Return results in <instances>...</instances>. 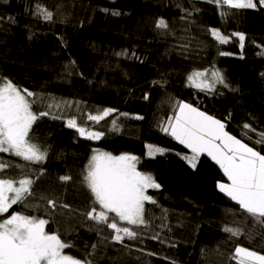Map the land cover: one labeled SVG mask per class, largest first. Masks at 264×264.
<instances>
[{
  "label": "trees",
  "instance_id": "trees-1",
  "mask_svg": "<svg viewBox=\"0 0 264 264\" xmlns=\"http://www.w3.org/2000/svg\"><path fill=\"white\" fill-rule=\"evenodd\" d=\"M37 3L53 11L52 21L33 15ZM182 7L192 12L187 19H181L186 15ZM113 12L120 15L113 16ZM232 12L222 18L220 10L206 0H0V17L4 18L0 20V74L30 91L79 102L68 110L69 115H83L85 120L95 109L115 108L129 114L120 118L119 132L108 131L115 113L91 128L106 132L99 141L80 137L66 126L65 119L39 120L33 135L47 148L48 157L43 165L30 167L46 170L35 185L33 203H39L40 209L14 205L9 211L48 218L40 196L70 205L71 213L57 210L51 228L61 232L67 228L65 239L75 244L71 254L83 258L92 252L88 258L93 264H234L228 254L235 244L225 246L227 234L221 229L232 224L229 209L237 212L236 220L242 214L217 187L218 182L227 183V177L206 155H201L196 170L191 169L181 158L191 155L190 150L158 127L172 115V104L179 100L221 120L239 138H243L245 123L264 131V55L260 54L264 51V9ZM160 18L168 21L170 34L161 35L156 29ZM212 28L222 34H245L243 50L238 38L219 44L210 34ZM125 49L139 59L114 55ZM204 69L219 70L229 87L217 85L213 91L189 87L187 76ZM145 94L149 99H144ZM90 125L89 121L82 126ZM249 135L256 138V133ZM245 142L252 146L251 141ZM146 144L168 151L149 158ZM93 148L140 157L138 169L151 173L161 185L148 191L157 204L146 203L150 223L135 229L141 233L136 240L111 241V229L100 226L103 231L98 234L94 222L80 215L90 206L81 173ZM0 160L27 163L10 153H0ZM19 171L10 168L4 175L18 179ZM63 175L72 180L61 182ZM245 226L251 227L250 221ZM157 234L159 239L151 238ZM236 243L264 254V241L258 238L249 242L242 236ZM92 244L98 245L94 252Z\"/></svg>",
  "mask_w": 264,
  "mask_h": 264
},
{
  "label": "snow or ice",
  "instance_id": "snow-or-ice-1",
  "mask_svg": "<svg viewBox=\"0 0 264 264\" xmlns=\"http://www.w3.org/2000/svg\"><path fill=\"white\" fill-rule=\"evenodd\" d=\"M220 10L222 18L233 15L232 10L264 9V0H206ZM7 3V0H3ZM179 6V5H178ZM186 14L181 19H187L192 12L181 8ZM107 11V9H103ZM193 11L199 9L193 8ZM45 21H52L53 11L37 3L33 13ZM113 16L120 15L113 12ZM0 17V20H3ZM11 20V18H9ZM155 27L161 30V35L171 32L169 23L164 18L156 21ZM212 37L219 44H227L230 39L238 38L241 50L244 48L245 34L233 32L222 34L219 29L209 30ZM182 47L187 48V45ZM264 55V51L260 53ZM118 57H136L125 49L114 53ZM220 55H229L221 52ZM242 58V57H241ZM143 62V61H141ZM75 65V61L71 62ZM188 86L200 91H213L217 85L228 88L222 73L213 69L209 71L194 70L188 76ZM157 83V82H153ZM144 99H149L145 94ZM78 107L79 102L58 99L55 96L44 95L22 88L11 79L0 74V153H10L27 162L24 165L0 160V264H93L88 257L92 252H86L83 258L71 254L75 244L66 240L68 233L59 229L53 230L51 224L56 222L57 210L73 211L71 206L56 199L46 196L38 197L44 204V211L48 218L33 216L23 211H9L14 205L24 209H40V204H34L37 199L35 185L45 174L42 167L33 171L30 165H43L48 157L47 148L36 142L33 135V126L45 117L52 119H65L66 126L75 129L80 137L87 140L99 141L106 137L103 130H90L104 121L105 118L116 114L111 120L108 131H120V118H128L129 114L119 112L115 108L95 109L89 113L86 120L83 115H69L73 106ZM172 115L158 124L160 131L166 133L190 150L191 155H183L191 169L196 170L202 154L210 157L227 177V183L218 182L219 191L239 206L241 220H236L237 212L229 209L233 216L232 224H225L222 231L227 234L223 242L235 244L229 250L228 259L234 264H264V254L242 246L236 241L245 237L249 242L264 241V131L258 132L252 125L245 123L242 126V137L237 138L226 131V125L219 119L201 111L198 107L184 101H174ZM78 118L80 123L78 124ZM134 119L142 120V116ZM91 122L90 126L86 125ZM249 133H256L253 139ZM249 140L252 146L245 142ZM146 154L149 158L164 155L168 150L153 144H146ZM141 158L130 153L114 155L100 148H93L92 154L81 173V184L90 193L89 209L80 215L86 221L94 222L98 232L103 227L111 229L110 240L123 243L125 238L136 240L141 235L135 229L141 226L147 228L149 221L146 219V203L156 205V199L148 194L149 189H160L161 185L151 173L138 169ZM19 169V177L6 178L7 169ZM61 182H69L72 177L63 175ZM79 211V210H76ZM166 211V210H165ZM7 214V215H5ZM63 214V213H61ZM250 221L251 227L245 226ZM135 226L128 227L124 225ZM159 239V235L151 237ZM109 239V237H103ZM89 246L85 245V249ZM93 252L98 247L92 244ZM69 250L66 252L65 250ZM151 255V253H150ZM172 264H176L175 261Z\"/></svg>",
  "mask_w": 264,
  "mask_h": 264
},
{
  "label": "bare ground",
  "instance_id": "bare-ground-1",
  "mask_svg": "<svg viewBox=\"0 0 264 264\" xmlns=\"http://www.w3.org/2000/svg\"><path fill=\"white\" fill-rule=\"evenodd\" d=\"M202 111V110H201ZM226 130V129H225ZM227 131V130H226ZM231 134V133H230ZM231 135H233V134H231ZM234 136H236V135H234ZM237 137V136H236ZM237 138H239V137H237ZM202 155H206V154H202Z\"/></svg>",
  "mask_w": 264,
  "mask_h": 264
}]
</instances>
